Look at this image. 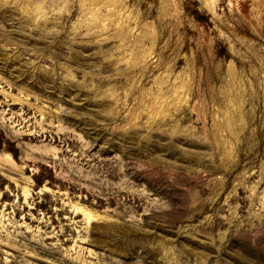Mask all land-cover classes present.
Listing matches in <instances>:
<instances>
[{"label":"rangeland","instance_id":"rangeland-1","mask_svg":"<svg viewBox=\"0 0 264 264\" xmlns=\"http://www.w3.org/2000/svg\"><path fill=\"white\" fill-rule=\"evenodd\" d=\"M0 264H264V0H0Z\"/></svg>","mask_w":264,"mask_h":264}]
</instances>
